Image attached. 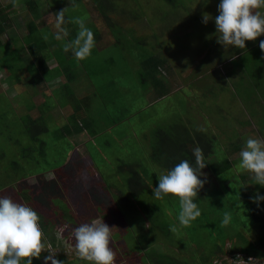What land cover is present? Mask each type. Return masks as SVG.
<instances>
[{
	"label": "rangeland",
	"instance_id": "obj_1",
	"mask_svg": "<svg viewBox=\"0 0 264 264\" xmlns=\"http://www.w3.org/2000/svg\"><path fill=\"white\" fill-rule=\"evenodd\" d=\"M35 1L37 2L35 13H38L35 17L41 18L42 15L39 13H45L47 16L39 22L37 20L38 28L35 27V30L30 28L31 22L25 20L27 26L22 25L21 29L24 33L18 40H14V49L19 54L7 55L6 48L3 50L4 46L0 47V188L12 173L21 174L23 169L17 172L11 170V161L16 159L19 162L21 159V162L25 161L27 166L34 170L43 167L45 169L43 174L48 179L54 178L55 183L59 180L57 176L61 175L67 179L65 182L68 191L64 189L65 191L60 193H56L52 188L53 181H40L41 187L42 185L49 187L43 194L38 190L37 197L49 201L47 206L53 209L49 210L51 215L54 212L57 214L61 209L68 214L75 211L80 224L104 220L112 227L110 247L114 254L117 252L125 254L129 261L140 257L144 262L141 254H144L145 258L147 255L143 248H149L148 244L154 235L158 240L155 243L158 247L157 252L160 253H167L169 249L173 253L185 250L187 256L190 254L197 256L200 252L212 254L215 242V229L212 228V224L203 225L198 217L193 224L191 222L189 226H181L178 221L179 212L177 210L175 212L179 200L171 194L157 200L146 191L142 195L143 198L139 199L134 195L135 188L125 181V176L129 175L132 169L123 163L133 164L148 160L147 149L149 146L150 152L152 146L147 134L156 127H174L182 135L186 130L193 132V136L196 130L206 131L208 136L218 135L221 152L217 155L218 159L223 158L225 154L231 160L239 159L241 150L233 149L230 141L225 139L228 135L221 132L218 126L229 132V138L231 136L236 138L234 137L236 135L237 138L233 140L240 139L237 143L243 142V145L248 136L264 138V52L259 48V41L264 39V34L250 40L256 42L257 49L255 47V60H247L245 51L236 50L235 46L225 49L217 42L214 19H210L207 24L202 23L204 12L210 13L213 18L218 15L219 0H211L207 4L204 0ZM15 2H19L15 8L17 13L15 24H19L16 25L19 28L20 24H24L21 13L25 5L27 9V3L21 0ZM63 9L65 16L63 27L67 34H62V39L58 40L55 38L57 29L54 27L56 12ZM170 12L172 14H169ZM175 14L182 20L180 25L174 27V22L172 28L169 25L163 28L165 23L162 18L168 17V21L170 16L175 18ZM77 17L83 19L86 26L92 30L95 41L91 54L83 60H77L71 49L68 51L64 49V45L78 35L79 26L75 23ZM189 21L191 22L188 24ZM161 28L165 31L163 32ZM45 35L47 39L44 38ZM202 35L205 37L202 38ZM5 36L6 34H3V38L7 39L8 35ZM45 40L47 48L43 53L47 56V61L54 60L55 51L60 49L62 51L57 57L59 66L53 73L47 69L44 80H39L37 76L41 72L40 65L38 61H34L35 56L29 46L35 43L34 41L41 43ZM151 53L159 54L168 70L160 67L157 72L155 67L156 76H153L149 70L143 68L146 56ZM70 67L72 74L83 75H68ZM53 74L55 78L48 80ZM157 78L164 80L165 86L162 84L158 86L155 82ZM94 91L99 99H93ZM113 94L114 105L110 107L113 111L102 112L101 102ZM63 97L67 98L64 105ZM90 97L92 105L97 107L93 110L88 107ZM118 98L122 99L120 103H123L124 114L127 115H124L125 119L114 124L108 132H103L99 142L102 146L96 140L89 141L93 137L85 130L69 136L67 130L64 132L62 129L59 130L72 122V117H66L67 115L78 117V110L83 122L88 124L96 121L94 124L99 129L104 128L100 126L109 125V121L117 122V119L122 117L118 109ZM79 104L88 107V113L77 110ZM47 108L52 111H44ZM42 112L49 123V130L38 132L41 137L46 138L45 146L39 139L32 136L23 138L22 134L24 120L30 115L35 118ZM49 112L53 114L47 116ZM103 116L108 120H104ZM63 120L66 121L64 125L61 122ZM29 127L33 132L38 130L32 125ZM118 132H122L123 137L117 135ZM23 144L32 147L30 149L32 152L29 149L28 151L33 160L26 161L25 156H22L20 147ZM77 145L82 146L79 148ZM76 147L80 150H78L80 156L85 157L88 170L100 177L103 176V181L97 179L91 186L85 180H71L69 174H76L72 168H77ZM42 151H45V154H42ZM96 151L100 152L94 154ZM24 152L26 154L25 150ZM88 154L90 156L94 154L92 160ZM237 165L233 166L235 174L229 173L230 180L232 182L239 180L252 191L259 190L264 194V188L259 189L252 183L250 173L249 179L245 177L246 180L237 177L244 172ZM133 167L141 169L137 163ZM149 169L152 172L150 175L156 181L155 185H152L153 188L158 184L157 172L164 173L166 170L158 165L149 166ZM202 173L204 175L201 179L205 180L204 185L208 194L211 196L218 194L225 181L210 166L206 165ZM87 176L91 174L87 173ZM28 179L30 184L25 180H22L21 184H26L30 188L33 185L39 186L35 175ZM104 181L108 185L118 187L120 194L115 200L109 194L110 188L107 192L99 191L98 186H103ZM16 188L19 187L16 185ZM1 190L0 196H9L8 188L2 187ZM51 195L54 197L49 198ZM150 195L159 202V209L152 206L149 210L153 203ZM215 201L212 198L210 203L205 201L197 203L202 212L209 215V220L213 216L209 208H212ZM233 213L236 212L233 211L231 214ZM58 216L57 218H60ZM52 217H48L42 224L43 228L47 226V229L44 228L46 237L42 228L41 230L42 240L56 251V258L63 264H67L69 260H72L73 264H90L76 254L74 234L67 236L55 222V217L53 215ZM238 217L237 215L234 219L239 221ZM248 220L242 221L238 229L235 228L239 234H243L242 238L237 235L233 239H227L224 245L226 250L235 243L236 252H242L250 240L256 243L261 237L262 233L259 230L254 231L255 225L249 224ZM152 222L158 225L159 229L157 227L151 229ZM173 225L176 226L175 232L171 230ZM221 235H224L223 230ZM53 237L55 244L50 242ZM152 251L153 248L150 247L146 253ZM47 254L48 251L44 250L40 258L33 257V264H44L43 256ZM254 256L256 264H264V256ZM132 263L142 262L138 260ZM113 264H128V261L115 260ZM205 264L213 263L207 261Z\"/></svg>",
	"mask_w": 264,
	"mask_h": 264
},
{
	"label": "trees",
	"instance_id": "obj_2",
	"mask_svg": "<svg viewBox=\"0 0 264 264\" xmlns=\"http://www.w3.org/2000/svg\"><path fill=\"white\" fill-rule=\"evenodd\" d=\"M100 1H104V0H100ZM25 2L27 3V8H28L27 12L28 13L24 12L23 15L25 16V20L27 19L31 22L32 25L30 26V28H34L33 30H35V27L38 28V22L40 20H43V19H39V21L37 22L38 17H35V15L38 14V13H35L36 12L35 9H37L36 8L37 2L35 0H25ZM141 4H142V6L144 5V3H141ZM39 14L41 15V13H39ZM163 19H164V17L162 18V20ZM10 23H11L10 14L6 10V8H4L1 4L0 5V39H1V34L5 33L8 30V28L10 27ZM153 24H155V22H153ZM201 37L204 38L205 36L202 35ZM34 42L35 43L30 44L29 48H30L32 54L35 56L34 61H38V64L40 65V71L41 72L37 76V79L44 80L46 70L50 69L51 73H53V70L55 68H57L58 66L57 65L50 66L49 62L47 61V56H45L43 53V50L45 48H47V41L45 40L44 42L42 41L41 43H39L37 41H34ZM0 43H1V40H0ZM255 47L257 49L256 42H252L249 40V41H246V48L245 49L236 48V50H239L242 52L245 51L246 52L245 59L255 60L254 59L255 55H256ZM60 51H62V50L61 49L57 50L54 53H60ZM54 53H53V55H55ZM163 62H164V59L162 61L159 58V56H157L154 53H151V54H148V57L146 56V60L144 61V64H143L144 67L143 68L149 70L151 75L156 76L154 74L155 67H157V72L160 70L159 69L160 67H161V69H163V67H164L166 70H168L163 65ZM259 64H260V62H259ZM70 69H71V67L67 71V74L70 76L71 75H75V76H82L83 75V74L82 75L72 74L71 73L72 71ZM54 77H55V75L53 74L52 77H50L48 80H50ZM164 77H167V76H164ZM155 82L158 86H160L161 84L165 86L164 80H160L159 78H157ZM45 85H47V82L45 83ZM58 97H59V95H58ZM114 97L115 96L113 94L110 97H107V99L104 98L105 100H103V103L101 102L102 112H105L106 110L113 111L110 107H113V105H114L113 104L114 102H112L114 100ZM66 99L67 98L64 99V97L62 98V104L63 105L66 103L65 102ZM93 99L94 100L99 99V96H97V93L95 91L93 93ZM121 100L122 99L118 98L117 102L119 103L118 109L120 110V114L122 117H119L117 119V122L115 121L114 123H112L109 121V123H108L109 125L100 126V128L104 127L103 129L97 128V126L94 124L96 121L89 122L88 124H86L85 122L82 121V118L80 117V115H78V112H79L78 109H80L81 111H86L88 113V110H89L88 107H90L91 110H93L94 108H97V107L92 105V98H91L90 104L88 107H85V105L80 106V104H79V106L77 107V110H78L77 116L78 117L72 116V114L69 116L67 115L66 117H72V122L68 125H65V126L59 128V130L62 129L63 132L65 130H67L66 132H67L68 136L71 134H74L75 132L79 133V132L85 130L86 132H89L90 137H93V139H91L89 141L93 142L94 140H96V142L99 143L101 140L100 137L102 136L103 132H108L110 129L113 128L114 124L121 122V119H122V121L125 119L123 117H124V115L126 116L127 114H124V109H123L124 105L122 102L120 103ZM116 109L117 108H114V110H116ZM50 110L52 111V109H49V108L44 109V111H50ZM44 114L45 113L42 112L35 118L32 117L31 115L29 117H27L23 122V125H24L23 132L24 133H22V134H23V138H29L32 136L36 139H39L42 142V144L45 146L46 138L41 137L38 133L41 131L49 130V127H48L49 123H48V120L43 117ZM50 114H53V113L49 112L46 115L48 116ZM92 117L96 118V116H92ZM103 118H104V120H108L107 117L103 116ZM75 120H76V123H75ZM56 121H58V120H56ZM69 121H70V119H69ZM61 122L63 125H64V123H66V121H64V120ZM31 125L35 126L36 129L38 128V130H36V132H33V130L29 127ZM218 127L221 129V132L225 133L226 136L228 135L227 137H225V139H227V141H230L231 146H233V149L237 150V149H241L243 147V142L237 143V142H239L240 139H237V141L233 140V139L237 138L236 135H234V137H236V138H233V136H231L229 138V134H228L229 132L226 130H223L222 126H218ZM117 135H119L120 137H123L124 134L122 132H118ZM147 135H149L148 141L150 142V145L152 146L150 152H149V146L147 149V154L149 153L147 155L149 161L148 160L142 161V162L138 161V162H134L133 164L123 163V165H128L132 169V172L129 175L125 176V181L127 182V184H130L131 187L135 188L134 195L138 196L139 199L143 198L142 195L146 191H148V195L150 193L152 194V185L153 184L155 185V183H156L154 178H152V176L150 175L152 172H150L149 166L158 165L167 171L169 168L174 166V164L178 163L179 160H181V159H187L189 161L194 162V157H193L192 153H193V150L196 148L201 149L203 158L205 159L206 162H208L207 166L208 167L210 166V168L223 181H225L224 185L222 186V190L217 192L218 194H216L214 196L209 195L208 192L206 191L205 185H203V187L200 188L198 194L194 197V200L197 203H200L201 201H205V202L210 203L212 198H214L216 200L215 204H212V208H209V211H212V213H213V216L211 217L210 220H209V215L202 212V210H201V215L199 216V220H201V222H203V225H210V223H211L212 228L215 229V234H214L215 242L213 243L212 254L209 255V254L200 252L199 254H197V256H194L193 254H190L189 256H187V253H185V250L184 251H181V250L175 251V253H173V251H170L169 249H168L167 253H160V252H157L158 247L155 245V243H157L158 240H157V237L154 235L151 238L150 243L148 244L149 248L150 247L153 248V251L150 252L149 254H147L146 250H148L149 248H145V247L143 248L145 250V254L147 255V258H145L144 254H141L142 257L145 259L144 262L140 259V257L137 260L132 259V261H129L127 259V257L125 256V254L124 255L119 254V252L114 254V261L116 260L118 262V261L127 260L128 264H131V262H136L138 260L140 262H142L141 264H205L207 261H209L213 264H220L219 262H215V261H219L221 259H224L228 253H233V252L237 251L236 250L237 244H235V243L228 250H226L224 248V245H225V242L227 241V239H233V238H235L234 236L238 235L239 237H241V235H243V234H239L236 229H238V225L242 221L243 222L246 221V219L247 220L249 219L248 220L249 224L253 223L255 225V226H253V227H255L254 231L259 230L262 233V235H261V237L258 238L256 243H254L250 240L248 245L243 247L242 252H244L246 255H259L260 257L264 256V201H261L260 206H258L256 203H254L250 199V197L254 196L256 194V192L252 191L249 188V186H247L243 183H240L239 180H235L236 182H234V181L232 182L230 180L231 179V178H229L230 175L235 174V172L233 171V166H234V164H235V166L238 164L239 159L231 160L228 158V156L226 154L223 156V158L218 159L217 155H220V153H221L220 152V144H219L220 142L218 143V139H217L218 135L208 136L207 132L202 131V130H196V134L194 136H193V132H191L190 130H186L185 133L182 135L179 132V130L174 128V127L172 128V127H163V126L158 127V128L157 127L154 128L150 132V134H147ZM89 141H87V142H89ZM87 142L84 143L85 146H86ZM99 145L102 146L100 143H99ZM77 146L80 148L82 145H77ZM78 147H76V149H75V152L77 154V157H76L77 168L76 169L72 168V171H75L76 174L70 173L69 176L71 177V180H74V179L75 180L76 179L77 180L78 179L85 180L89 183L88 185L92 186L95 182H97V179L102 180L103 176L100 177V176L96 175L95 173H92L90 170H88L89 166L86 165L85 157L80 156L81 154L79 153L80 150ZM28 149L30 152H32V150H30V149H32V147H26V144H23L20 147V151L22 153V156H25L26 161H28L30 159L33 160V158H31V155H29L30 152L28 151ZM24 150L26 151V154H25ZM98 152H100V151H96V152H94V154L95 153L97 154ZM103 152L104 151H102V153ZM42 154H45V151H42ZM94 154H92L91 156L88 154L89 158L90 159L93 158ZM136 163L141 166V169L133 167ZM27 165L28 164L25 163V161L21 162V159L19 162L16 159L12 160L11 161V170H13V172H17L19 169H21V170L23 169V170H22L21 174L20 173L19 174L12 173V175L7 179V181H5L3 183L1 188L2 187L8 188V190H9L8 195L11 196L15 201H17L19 203L27 204V205L33 207L37 211V213L40 217V220H39V222L41 224L40 226H42L41 228H42L44 234H45L44 228L47 229V226L46 227L44 226V228H43L42 224L45 221H47L48 217L53 218L52 217V215H53L55 217V222L58 224L60 229L62 231L64 230V232L67 236H71V234H74V233H72L74 231V228L78 226V225H76V223L80 224V222L76 218L75 211H73L72 214H68V212L59 209L58 210L59 212L57 214H55V212H54L51 215L49 213V210L51 208L49 206H47L49 204V201L46 199L38 198L36 195L38 190H41V193L43 194L46 192V190H48V187H49L46 185H42L43 187H41L40 181H45V182L53 181V183L51 185H52V188H54L56 193H60L62 191H65L64 189H66L68 191L67 185H66L67 179L64 176H63L64 178L61 177V175H60V176H57V178L59 180L56 181V183H55L54 178L48 179L43 174V171L45 170L43 167L38 168L37 170L36 169L34 170L32 168H29ZM204 171H205V168L202 169V172H204ZM86 172L91 174V176H87ZM229 173H230V175H229ZM248 174H249L248 172L244 171V172L240 173V176L239 175L238 176L236 175V176L239 177V179L241 178V179L246 180L245 177L249 179ZM32 175H35L36 180L38 181L37 183H39V186L33 185L32 188H30V187L26 186V184L25 185L21 184L22 180H25L27 184H30L28 177L30 178V176H32ZM40 175H42L43 178H40L41 177ZM251 181H252V178H251ZM16 185L19 188H16ZM97 185H99V184H97ZM23 186H25V187H23ZM256 187H259V189L264 188V186H261L259 184H256ZM1 188H0V190H1ZM109 188L111 189V191L110 192L108 191V192H109V194L112 195V197L115 200L117 195L120 194L118 187H116L113 184L108 185L106 183V181L103 182V186H100V185L98 186V189L101 193L107 192V190ZM56 193H54V194H56ZM39 194H40V191H39ZM122 195L124 196L125 194L122 193ZM53 197H54V195H51L49 198H53ZM19 198H21V199L19 200ZM151 198L153 199V203H151L149 210L152 206H156V208H154V209H159L160 208V204H158L159 202H157L154 197L151 196ZM151 198L149 200H151ZM51 201L52 200H50V202ZM176 206H178V207H176ZM176 206H175V212H176V210H177V212H179L180 211L179 203H177ZM240 208H242L243 211ZM51 210H53V209H51ZM160 210L162 211V207ZM233 211L236 213L231 214ZM225 212H228L231 216L230 223L227 226L221 227L220 221L223 218L222 214H224ZM47 215H49V216H47ZM237 215L241 218L240 219L238 217L239 221L234 219ZM57 216L60 218H57ZM75 219H76V221H75ZM151 220H153V218H151ZM192 224H193V221H192ZM155 227H157L159 229L158 225L153 223L151 229H155ZM222 230L224 232V235H221ZM235 230H236V232H234ZM67 232H70V233L67 234ZM45 237H46V234H45ZM50 242H52V244H55V237H53L50 240ZM46 246H47V244H46ZM225 251H227L228 253ZM127 256H129V254ZM114 261H113V263H114ZM48 263H50V262H48ZM21 264H25V261L22 260ZM40 264H43V263H40ZM67 264H73L72 260H69L67 262Z\"/></svg>",
	"mask_w": 264,
	"mask_h": 264
},
{
	"label": "clouds",
	"instance_id": "obj_3",
	"mask_svg": "<svg viewBox=\"0 0 264 264\" xmlns=\"http://www.w3.org/2000/svg\"><path fill=\"white\" fill-rule=\"evenodd\" d=\"M204 2L207 4L211 0ZM217 10L218 15L214 18L210 13L204 12L202 23L207 24L210 19H214L217 42L225 49L233 46L245 49L246 41L255 40L264 34V0H219ZM64 23L63 9L56 12L54 27L57 29L55 38L58 40L62 39V34H67L63 27ZM75 23L79 26L78 35L66 43L64 49L65 51L71 49L77 60H83L91 54L94 47V34L83 19L77 17ZM44 38L47 39V35ZM259 48L264 52V39L259 41ZM192 155L194 162L181 159L166 172H157L158 184L152 188V195L157 200L170 194L178 198L180 205L178 221L181 226H189L201 215V209L194 197L205 183L201 176L204 175L202 169L208 162L203 158L199 148L194 149ZM237 167L251 174L252 183L264 186V138L256 136L246 138L239 152ZM250 199L260 206V202L264 201V194L257 190ZM230 219V214L225 212L220 226H227ZM39 220L40 217L33 207L19 203L12 197L0 196V264H21L22 260L25 264H33L32 258H40L44 250L48 251V254L43 256L44 264H48L49 261L51 264H63L56 258V251H53L50 245L46 246L42 240L43 233ZM111 229L112 227L104 220L103 222L92 220L75 227L74 247L78 257L90 264H113L114 252L110 247ZM171 230L175 232L176 226H171ZM248 256L254 255L233 252L215 262L234 264L232 260H247Z\"/></svg>",
	"mask_w": 264,
	"mask_h": 264
},
{
	"label": "crops",
	"instance_id": "obj_4",
	"mask_svg": "<svg viewBox=\"0 0 264 264\" xmlns=\"http://www.w3.org/2000/svg\"><path fill=\"white\" fill-rule=\"evenodd\" d=\"M2 1H4V2H2ZM21 1H25V0H21ZM0 3L2 4V6L4 7V8H6V10L9 12V14H10V20H11V23H10V27L8 28V30L5 32V33H3V34H6V36L8 35V37H7V39H4L3 38V34H1V43H0V47L1 46H4L2 49L4 50V48H6V50H7V52H6V54L7 55H10L11 56V54L13 53L14 55H15V53L16 54H19V52H16V49H14V47H15V44H14V40L16 39V40H18L21 36H22V34L24 33V31L23 30H21L22 29V25H23V27H25V26H27L26 25V22H25V16L23 15V13L24 12H27V10H28V8L26 9V5L24 6V9H23V11H22V21H23V23L24 24H20V27L19 28H17L16 27V25H18L19 26V24H15V21H16V18H17V13H16V5L19 3H16L15 2V0H0ZM0 4V5H1ZM18 12V11H17ZM28 13V12H27ZM169 14H172V12H170ZM41 18H38V21H39V19H43V18H45L47 15L45 14V13H41ZM50 15V14H49ZM49 15H48V17H49ZM176 15V14H175ZM30 16V15H29ZM31 17V16H30ZM51 18V17H50ZM167 18L168 17H165L164 16V19H163V21H164V26H163V28L164 27H166V26H170L171 28H172V24L175 22V24H174V27L176 26V25H180V23H181V21L182 20H180L179 18H178V16L176 15V17L174 18L173 16L171 17H169V19H168V21H167ZM46 20H47V18H46ZM191 21H189V22H187L188 24L190 23ZM163 28H161V29H163ZM165 31V29H163V32ZM188 31H190V30H188ZM5 36V37H6ZM11 45H13V47L11 46ZM55 55H53V58H54V60H50V61H48L49 62V64H50V66H55V65H57V66H59V62H58V60H57V57H58V55H59V53H54ZM155 54V53H154ZM157 56H160L159 54H156ZM55 78V77H54Z\"/></svg>",
	"mask_w": 264,
	"mask_h": 264
},
{
	"label": "built area",
	"instance_id": "obj_5",
	"mask_svg": "<svg viewBox=\"0 0 264 264\" xmlns=\"http://www.w3.org/2000/svg\"><path fill=\"white\" fill-rule=\"evenodd\" d=\"M235 263L234 264H247V263H254L256 261V257L254 256H248V259H241V260H232Z\"/></svg>",
	"mask_w": 264,
	"mask_h": 264
}]
</instances>
